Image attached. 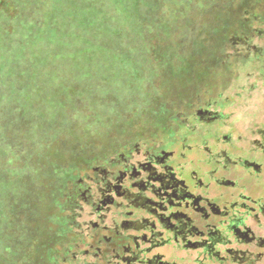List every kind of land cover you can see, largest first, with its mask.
Returning a JSON list of instances; mask_svg holds the SVG:
<instances>
[{
    "label": "rangeland",
    "instance_id": "obj_1",
    "mask_svg": "<svg viewBox=\"0 0 264 264\" xmlns=\"http://www.w3.org/2000/svg\"><path fill=\"white\" fill-rule=\"evenodd\" d=\"M19 3L28 19L20 41L18 32L7 39V4L0 13V54L13 76L0 83V264H54L48 241L59 232L81 231V249L92 242L93 208L67 204L94 166L125 151L134 161L170 152L174 134L180 143L191 131L246 137L264 121V0ZM201 110L218 119L204 123ZM208 144L221 159L226 146ZM259 185L262 193L264 177ZM74 213L62 226L60 216ZM36 238L47 247L32 263ZM166 247L171 259L183 253Z\"/></svg>",
    "mask_w": 264,
    "mask_h": 264
},
{
    "label": "flooded vegetation",
    "instance_id": "obj_2",
    "mask_svg": "<svg viewBox=\"0 0 264 264\" xmlns=\"http://www.w3.org/2000/svg\"><path fill=\"white\" fill-rule=\"evenodd\" d=\"M199 113L204 123L218 119L207 110ZM256 121L246 137L191 131L183 137L190 142L180 143L174 134L170 152L134 161L125 151L108 165L94 166L93 175L76 182L67 204L74 210L84 200L93 208L98 221L91 224L92 242L81 249V231L73 237L59 232L51 243L54 264H264V185L262 193L257 190L264 177V121ZM208 140L226 146L221 159L209 156ZM227 149L238 151V158ZM184 150L188 161H179L187 156ZM75 215L60 216L62 226L75 223ZM151 226L155 231L147 235ZM108 229L124 236L108 235ZM166 246L183 253L171 259ZM44 250L40 246L37 262Z\"/></svg>",
    "mask_w": 264,
    "mask_h": 264
},
{
    "label": "trees",
    "instance_id": "obj_3",
    "mask_svg": "<svg viewBox=\"0 0 264 264\" xmlns=\"http://www.w3.org/2000/svg\"><path fill=\"white\" fill-rule=\"evenodd\" d=\"M150 1H153V0H150ZM125 2H126V0H119V4L117 6V9L120 10L121 9V5L120 4L125 3ZM134 2L138 6V5H140L141 0H134ZM4 3L7 4V5L4 8L5 9V13L3 11L2 18L7 22V24H11L12 25L10 27V29L9 28H5L6 33L8 34L7 35V39L10 40V41H15L16 35L14 36V34H16L18 32L17 35L20 36L18 38V41H20L21 40V36H24V34H23V32L21 30L27 27L26 22H27L28 19L26 17L20 15L21 6L19 5L20 4L19 0H0V13L2 12L1 8L4 5ZM36 4L38 6V3H36ZM52 6H53V4L50 5V8ZM9 8L15 10V11L13 10L14 11L13 12L14 15L13 14L12 15L8 14L7 11L9 10ZM22 8H23V6H22ZM50 8L48 10H50ZM53 8H54V6H53ZM137 9H139V7H137ZM48 10H46V11L44 10V12H47ZM52 12L54 14L56 13L54 10ZM58 14H60V13H58ZM4 27H7L6 24H4ZM5 40H6V37H5ZM3 48H4V46L0 47V53L2 55H4L2 53ZM1 54H0V83H3L5 81L8 82L9 80H11L10 77L12 76V73H11V71L8 70V65H7L8 63L6 62L5 57L2 56ZM37 154H39V153H37ZM154 231L155 230H153L152 226H151V228H148V230H147L148 233H146V234L149 235V234L153 233ZM107 232H108V235L110 233H114V234L120 235V236L123 234V232H119L117 234V230H115V229H108ZM122 236H124V235H122ZM48 242H49V245H51V242L50 241H48ZM40 246L41 247H47L46 241L43 243L41 240H38L36 238L35 241L33 242V244L31 243L30 245H28V248L32 247V249L34 251L33 254L36 256L35 257L36 261H38V257L39 256H37V255L39 254ZM67 246H68V244H67ZM32 263H33V261H32Z\"/></svg>",
    "mask_w": 264,
    "mask_h": 264
}]
</instances>
